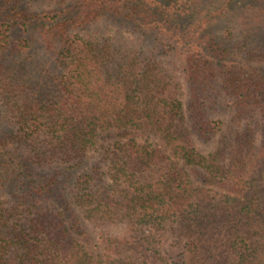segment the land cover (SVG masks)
Instances as JSON below:
<instances>
[{"label": "trees", "instance_id": "trees-1", "mask_svg": "<svg viewBox=\"0 0 264 264\" xmlns=\"http://www.w3.org/2000/svg\"><path fill=\"white\" fill-rule=\"evenodd\" d=\"M0 106V264H264V0H0Z\"/></svg>", "mask_w": 264, "mask_h": 264}, {"label": "rangeland", "instance_id": "rangeland-1", "mask_svg": "<svg viewBox=\"0 0 264 264\" xmlns=\"http://www.w3.org/2000/svg\"><path fill=\"white\" fill-rule=\"evenodd\" d=\"M39 8H40V10H42V9L47 8V7H45V3H44ZM126 39L131 41L132 38L131 37H127ZM28 56H29V60L26 59L24 56L18 57L17 59L20 62H23L24 64H26L28 70L30 71V79H35V77L33 76L31 70L33 69L34 73L39 76V70L43 66H46V67L51 69L50 71H51L52 76L54 74H56L55 71H54L53 64L44 59V55L42 54L41 49H37L36 48V49L30 51ZM29 61L31 62V64H29ZM56 76H57V74H56ZM40 79H39V81H40ZM27 82H28V80H27ZM27 84H29V83H27ZM46 87H50V91H52V95H54L53 88L50 85H46ZM2 110H3V108L0 106V113L1 114H3V112H1ZM215 120L222 122V126H221L222 129H223V127H226L229 124V116H226L225 113L222 114V115L215 116ZM7 121L12 123L11 119H8ZM13 127H15V126H13ZM260 139H261V136H260V132H259V133H257V137H256V140H255V142H256L255 143V147L256 148L259 147ZM108 143L109 142H107L106 145H108ZM216 145H217V140L215 142H210V143H208L206 145H202V148L204 149L205 152H210L211 150H213L216 147ZM100 153H101V149L100 148H98V149L96 148L94 150L89 151L86 159L84 160V163L82 164V166H80L79 168H76L75 170H70V169L68 170L66 168H61L58 171L59 178H61L63 180V182H66V186L69 185L70 181L72 179L76 178L77 176H79L81 174L88 173L90 171L92 166L99 160ZM86 230L90 234V248L92 249L93 255H95V253H96V255L97 254L100 255V253H101V249L100 248H102L103 244L101 245V241H100V236L101 235H100L99 230L93 229L91 227H90L89 230L88 229H86ZM120 232H121L120 227L117 226V224H114V225L111 226V229L107 232V236H109L108 233H112L113 235H117Z\"/></svg>", "mask_w": 264, "mask_h": 264}]
</instances>
